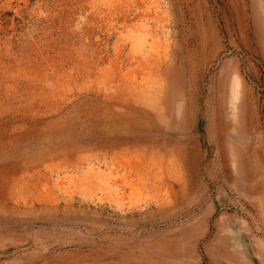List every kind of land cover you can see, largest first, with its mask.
Here are the masks:
<instances>
[{"label":"rangeland","instance_id":"1","mask_svg":"<svg viewBox=\"0 0 264 264\" xmlns=\"http://www.w3.org/2000/svg\"><path fill=\"white\" fill-rule=\"evenodd\" d=\"M0 264H264V0H0Z\"/></svg>","mask_w":264,"mask_h":264}]
</instances>
